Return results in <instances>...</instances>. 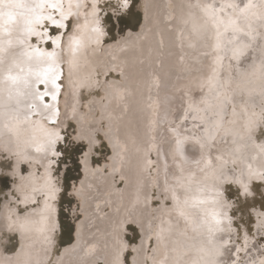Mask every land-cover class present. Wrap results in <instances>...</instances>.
<instances>
[{
    "label": "bare ground",
    "instance_id": "bare-ground-1",
    "mask_svg": "<svg viewBox=\"0 0 264 264\" xmlns=\"http://www.w3.org/2000/svg\"><path fill=\"white\" fill-rule=\"evenodd\" d=\"M18 1L19 0H9V2L12 3L15 7L8 9L7 12H5L3 9H0V153L4 152V153L8 154L7 157H10V156L14 157L13 161L15 160L14 161L15 162V169L13 171L14 174L12 172L11 173H12L13 177L15 175H18V177H19L18 184L15 183L12 185V187L15 189V191L17 192V194L19 196L18 202H16V203H19L24 207H26V206H28V207L24 213L20 212L18 210V207H17L18 204L17 205L10 204V202L12 200L15 201L17 199L15 197H13L12 195H11L10 201H6L2 205L1 212H0V231L2 232L5 230L7 232H10V233L17 235L19 238L18 240H20L19 241L20 244H19L18 251L16 253H7L6 251L3 250V248H2L3 245H0V264H50L51 262L49 263V261H50L49 257L51 254L50 252H51V247H52L51 246V236H53L54 230L59 226L58 222H57L56 208H55V206H57V205L54 206L55 203L53 204L52 203L53 200L51 201V199L53 198V195L55 194L54 183H53L52 174H51V172L53 170V169H51L52 168L51 157L54 154L55 146L57 145L56 143L58 141V138L60 137L59 136L60 134L59 133L57 134V132H53L52 131V130H54L53 127H52V130L50 129L51 131L48 129V127H50V126H49V123L47 122V119L49 120L50 116H52L55 119L57 117L58 113L53 112L50 109H41V111L37 114L28 115L27 114L29 112L28 105L32 101V93H33V89L31 87V85L30 84L25 85L22 82H18L16 84H13L11 80L6 79L5 77L9 74L10 71L12 73H15L17 71L18 67H23L25 70L29 66H31L33 68L37 67L35 56H33L31 59H28L24 55H22V53L25 50L30 51L32 46H37V47L41 48L45 53H47V52L55 53V66L59 67V69L61 68V63H62L61 58H63V57L61 56V50H59L60 46H59V39L58 38L55 39L56 43L54 44L53 50L48 51L47 48L45 47L44 43L48 39L49 36H48L47 31H45V29L43 30L40 28V25L42 23L32 25V27H34L35 31L40 33V36L28 35L24 31V29L26 27L25 21L28 19H31L32 15L29 11V8H28V11L20 8L18 5ZM66 1H68V0H66ZM262 1L264 2V0H262ZM4 2H5V0H0V5H2ZM87 2H88V0H87ZM221 3H222V1H221ZM241 3H243V1ZM241 3L238 1V4H236L237 6H239L238 7L239 10L242 9V8H240ZM21 4H22V2H21ZM71 4L73 5V10H74V9L81 8L83 5V1L82 0H72ZM223 4H226V3L223 2L222 5ZM143 5H144V10H143V18H142V23H141L140 29H138L136 31L128 29L126 31V33L123 36H119V38L117 40H115L111 43H103L102 39H103L104 33H102V31L95 26L96 24H94L93 25L94 29L93 28H92L93 30L91 29L89 35L87 36V38L84 39V41L77 42L76 40H70L69 41V39H68L67 44L66 43L65 44H66V50H69V52L71 51L73 53H75V52L77 53L81 49H84L85 48L84 46L86 45V43L88 41H90V39L93 37L94 43L97 44V49L91 51L88 55L86 54L87 56H86V60L84 59V62L86 61L84 66H86L87 69L83 67L85 69V73H84L85 75L81 72H80V75H82L83 78H85V77H87L86 73H88L89 71L91 72L92 70L99 69L102 72V74L105 76L116 74L124 80L122 82V84L120 83L121 84L120 86H118L119 85L118 84L117 87H115V88L110 87L111 84L107 85L108 82L105 83L106 85L102 90L103 91V97H104V100H103L104 103L100 104V105H99V103H97V106L95 108L96 112L98 111V113L100 114L99 118L102 117V119H101L102 121L108 117L106 115H107V113L111 112L110 110H112V112H111L112 114H114V113L118 114L119 113V111L116 112L113 110V109H115L114 108L115 106H117V108H120L121 110H123L124 113H126V114L129 113L130 111H132L133 109H135L134 105H133L134 102L132 103V101L130 100V97H132L135 93L130 96L128 89L131 88V85L135 86V85L140 84V87L145 85L144 87H146L145 89H147V90L144 93L145 95H144L143 99H145L144 102L145 101L147 102V105L145 103L147 111L146 110H144V111L146 113V116H147V112H148L147 122H148V126L150 127V133H149L150 142L147 144L146 148H147L149 153H152L153 159H154V156H156V157L158 156V151H157L155 142L157 140V138H156L157 137L156 136V134H157L156 125L158 124V119H159V113H158L159 112V104L162 103V105H163L162 109L165 108L166 110L169 106V104H168L169 101L168 102L165 101L166 99L164 98V96H167V100H168V95L165 94L163 97L161 96L160 99H159V97H157L158 94H160V92H161L159 89L160 88V79L158 78V75H161V74H157V70H155L156 68L154 69V66H157V64H163L162 68H160V67H158V68H160V69L164 68L165 72L172 73L173 76L178 74L177 76H180V77L181 76L184 77L185 74L192 71V69L198 68L197 63L200 60H198L197 57L200 58V55H201L200 53L202 51H206L207 49H209L208 47L210 46V45H207L208 42H206V39H208V37H209V36L207 37V35H209V34H207L208 29H207L206 24L204 23L205 18H203L201 16L202 13L204 14L205 12L208 11V10H205L206 9L205 7H207V6L209 7L210 1L209 0H177V2H175V0H174V2L172 3V0H143ZM213 5H215V4H213ZM219 5L220 4H218V6ZM227 6H229V3ZM263 7L264 6H262V8ZM60 8L61 7L59 4V9ZM49 9L50 8H48V7H46L44 9L45 15L50 13V11H48ZM251 9L249 10V13H251L250 12ZM260 9L261 8L259 7V10ZM224 11H226V10H224ZM246 11L248 12V10H246ZM60 13H61V11H60ZM175 13H177V15H176L177 20H175V22H174L175 24H172V23L169 24V22H172L175 19L174 18ZM208 13H209V11H208ZM210 13H211V10H210ZM252 13H253V11H252ZM261 13H262V11H261ZM62 14H63V22H64V20L66 18H68L69 15L72 14V12L67 11L65 14L64 13H62ZM80 14H82V13H80ZM262 14H264V12ZM53 15H55V14H53ZM82 15H81V17H82ZM212 16H213V13H212ZM233 16H234V14H233ZM205 17H207V16H205ZM234 17H236V16H234ZM237 17H239V16H237ZM240 17H241L240 19H242V14ZM54 18H55V16H54ZM172 18H174V19H172ZM201 18L203 19V21L201 20ZM152 19L154 20V22H153V24H152L153 26L151 28V22H152L151 20ZM223 19H224V17H223ZM223 19L222 20L218 19L220 24H221V27H220L221 29L224 26H227L230 29H232V31H233L234 30L233 27L238 28V27H236L237 25L238 26L240 25V27H241V24L237 23V25H236L235 21L233 20L234 18L229 19V17H228V19H226V22ZM246 20H248V19H246ZM167 21H169V22H167ZM258 21H259V19H258ZM189 22H190V24L188 27ZM166 24H168V26L165 27ZM171 25H172L171 28H173L175 26L174 27V28H176L175 33L174 32H172V33L168 32V31H170L168 28ZM149 27H150L151 35L149 34L150 35L149 39H147L148 37H146L147 42H143V41L139 40L141 36L145 35V33L147 32V28L149 29ZM210 27H212V26L210 25ZM153 29H156V30L153 31ZM211 29L213 30V28H211ZM221 29L219 31H220V33L221 32L223 33V30H221ZM227 30L229 31V29H227ZM70 32H72V31H70ZM225 32H226V30H225ZM191 33L195 34L194 35L195 37H193V35L191 37ZM74 34H72V35H74ZM188 34L190 36H188ZM216 35L217 36L214 35L215 38H214V36H213V38L216 39L217 41L222 42L224 39L223 34L220 35V34H217V32H216ZM233 35H234L233 41H236V42L231 43L230 41H228V45L231 43L233 46H230V47L228 46V48H227L226 45L223 46V44H222V46L224 47L222 57H223V55H224V58L227 55L230 56L229 61L228 62L225 61V62H227V65L229 66V68L231 70V74H233L232 78L230 79V82L229 83L224 82L223 78L221 77L222 72L217 73L213 82L208 84V85H205L207 87L199 95L200 96V97H198L199 100L196 103L191 102L190 100L188 101L189 105H190L189 111L190 112L193 111V114H192V117L186 118V120H184V122L188 126H190V128L192 127L191 128L192 135L195 137V133L197 134L198 131H200V130L197 129V131H196L193 128V124L195 123L196 120H198L200 118V115H201L200 113H202L200 109L207 108L208 117L206 116V118H205L203 116V118H205L204 123H210V122L214 123L218 127V133H215V131H214V133L219 134L218 136H222V140H223V142H222L221 139L219 140V137H217V135H213L211 137L210 142H208L209 145L212 144L209 148H211V150L215 149L216 150L214 152L215 154H216V152H218V153L220 152L222 154L226 153L224 155L229 156L230 153H232L233 148L236 146L237 143H239L240 146L242 144L244 147L241 146L243 148L236 150V154H235L236 159H234V157H232V156H229V157H227V159H224L222 157L218 160L217 157L215 159V157H214L215 154L214 155H213V153L209 154V157L212 160V163L210 162L211 163L210 168L212 169L211 172L213 171V173L210 174L209 177L213 178L216 176L215 174H217V175L223 174L222 175L223 177L218 176L216 178L217 180L214 179V181H208L207 183H204L202 185L198 184L200 182L199 181L197 183L198 185H195L194 187H192V189L187 188V189H189V191L186 190L185 193L183 194V198L184 199H186V198L191 199L192 201L190 200L189 203L192 202V205H194L193 206L194 210L193 211H192V209L190 210V211H192V213L189 214V211L186 210L185 213L183 214V217H182L184 219V221L186 220L189 224L188 231L186 232L187 234L185 233L188 237H185L186 235H184L185 239L180 238V241H179V233L180 232L178 233L176 231L177 230L175 228L176 220H173L171 218V216H170V220L173 223L171 222L170 224L165 225L164 230L160 231V227H158V225H160V224H158V222L159 223H160V221L162 222L163 217L165 218V214L162 213L161 208L155 209L156 212L154 214H151L150 203H149L148 208L147 207L143 208L142 210L138 211L135 215L132 214L131 210H129V209L126 212L119 210V209H121V207H125L127 197L124 194V191H122V188L119 189L118 186L116 185V183L109 180L108 175L111 174V177L114 179L116 173L121 172L120 176L123 179L122 182L123 183L125 182L126 178L124 179V175L122 172L123 169L119 168L120 167L119 162H122L123 157H125V154L127 152V147H126V145L121 143L120 140H118L116 138V136H118V135L114 136L112 134L111 127H113V124H114L113 122H115V120L113 122H111V119L108 118L109 120L104 122V123H107L108 124L107 127H109L108 128L109 130H107L108 132L106 131V133H104L105 135L108 134V136L106 135V137H105V139H106L105 141L108 144V147L110 146L109 148L112 149V152H113V156H111L112 157L111 158L112 164L110 165V171L111 172H110V174L109 173L107 174L109 181L106 182L107 183L106 186H103V183L105 182V176L104 175H106V174L103 175V169H101L98 166V169H95L94 171H92L93 169H91V171H90V167H89L90 165L87 163L84 164V175L86 176L85 177L86 179L85 178L84 179H85L86 185L84 186L85 191L83 192V195H82V190L80 193L82 195V199H84L83 203H85V201L87 202L88 199H91V201L87 202V204H85L84 207L82 208L83 209L82 212H83L85 219H83V221H81L78 224V226L75 230L74 241L70 245L65 246V248H63V250H64L63 255H60V257L56 256L57 257L56 258L57 264H98L99 261H102V260L105 261V264H124L125 261L123 260V257H124L126 250L128 249V246H126V245L121 246L119 244V248L116 247V246H118V245H116L117 231H118L119 227L123 228V226H126L127 224H130V223H133L135 226L137 224L140 231H141V234H140L141 239H140V243H139L140 246L134 249L135 250L134 251L135 257L133 256L134 257L133 258V264H149V259H153V258H150V254H149V252L147 253V250L148 249L150 250L151 242H153V241L157 242L160 239H161L162 244L164 245V249H167V250L169 249V245L172 243L171 240L173 242H174V240H176V241L178 240L180 242V244H182L181 245L182 249L183 248L184 249H191L190 256H188L186 258L182 257L181 259L177 257L180 260L176 259V262L174 261L176 264H178V261L181 264H183L184 261L189 262V263H196V264H205V261H211L212 264L223 263L225 256L227 255V251L229 250V249H227L225 239L229 235L228 234L229 226H230L229 220L231 219V217H230V219L228 218L229 217V210L231 208L228 207V204L221 197V191L223 190L222 185L224 182L228 181V176H226V174L228 173V170H227V173L224 174L225 166H227V163L232 161V160H234L237 164H239L241 177H239V179H237V180L240 182V184L242 186L246 185L247 189H248V184L252 180L259 179L258 177H262L264 175V142H263V144H255L254 141L252 142V138L254 136V133L257 130L258 119H259V118H257L258 112H253V107L258 106L259 108H261L264 111V108H262V105H261V102L264 100V75H263V71H262V70H264L263 69L264 68V28H261L257 32L251 34V36L249 35V32H248L247 36H245L243 34L238 35L237 33L236 34L234 33ZM33 36H35L37 38L36 42L31 40ZM243 36L246 38L250 37V39H251L250 43L252 45L248 41L247 46H246L247 49L244 48L243 45L242 46L240 45V43L244 44ZM67 37H68V35H67ZM88 38H89V40H88ZM65 39L66 38H64V40ZM210 39H211V37H209V40ZM21 41H24V43H21ZM40 43H42L41 46H40ZM214 44H215V41H214ZM187 46L191 47V48H188V50L190 49V50L194 51L193 54L196 57L194 59L190 58L193 61H188L189 59L187 60V58H185V57H187L186 53L184 55V51H186V50L183 47H187ZM215 46L216 45H214L213 47H215ZM157 47H159L161 49L160 52L156 50ZM233 47H236V48L233 50ZM145 48H146V50H144ZM134 49L138 50V51L144 50L146 53H148V56L150 55L151 51H152V53H154V51L156 53L154 55L152 54L153 56H149V59L146 56L147 60L144 57L147 54H145L143 57L141 56L139 58V60H135V61H139L140 63L144 62L143 65L139 64V66H137V67H140V69L143 71V74H141V72L138 70L140 73L137 76V70H136V72H134V74H135V76H137V79L134 76V78L132 80L133 82L130 85L131 82L129 83L127 80L130 73H127V70L129 68L126 70V64H128V65L131 64V66L133 65V62L128 63V58H131V53H132V50H134ZM211 49H212V47H211ZM231 49H232V52H231ZM229 51L231 53H229ZM213 52H212V55L215 53V52L214 53ZM63 54H65V53H63ZM189 54H191V53H189ZM211 57H213V56H211ZM64 58H66V57L64 56ZM202 58L204 59V57H202ZM205 58H207V57H205ZM44 59H47V57L45 56ZM68 59H70V58H68ZM210 59L211 58H208L207 60H210ZM219 61H221V60H219ZM223 61H224V59L222 60V62ZM69 62H71V61H69ZM203 62H205V60ZM225 62L222 65H225ZM220 63L221 62H219V64ZM257 63H260L262 69L259 66L260 70L257 71L256 74H254L255 72L253 71V68L256 66ZM154 64H156V65H154ZM239 64H241V65H239ZM68 65L66 64V67ZM196 65H197V67H196ZM207 65H209V64H207ZM71 66H72V64H71ZM211 66H215V65H211ZM132 67L134 68V66H132ZM216 67H215V69L210 67V69L211 70L214 69V71H216ZM71 69H72V67H71ZM217 69H218V67H217ZM201 70H203V69H201ZM208 71H209V69H208ZM193 72H195V71H193ZM196 72H198V71H196ZM209 72H211V71H209ZM93 73H90V74L88 73L89 79H93V75H94ZM72 74H73V71H72ZM213 74L215 75V73H213ZM132 75H133V73H132ZM132 75L129 77L132 78L133 77ZM162 75H163V79H161V80H164V76H166V75H164V74H162ZM188 75H187V77H188ZM187 77H186V79H187ZM211 77L212 76H210L209 78H211ZM95 78H96V76H95ZM80 79H81V77H80ZM97 79L98 78H96V80ZM105 79H106V77H105ZM84 80H86V79H84ZM111 80H112V78H111ZM93 81H95V80H93ZM96 82L97 81H95V83ZM206 82H208V81H206ZM209 82H211V81H209ZM221 82H224V83H221ZM66 83H69V82L67 81ZM97 83L96 84L93 83V84L97 85ZM118 83H119V81H118ZM193 83L194 82L192 81V85H193ZM115 84H114V86H115ZM100 85L101 84H99V86ZM103 86H101V88ZM169 86H172V85H169ZM78 88H80V87H78ZM98 88L100 90V87H98ZM135 88L137 89L136 86H135ZM199 88H201V87L199 86ZM221 88H222V93H221V95H219V91L221 90ZM71 89H73V88H71ZM83 89H84V87H83ZM17 90H19V91H17ZM197 90L198 89H196L195 91H197ZM79 91H80V89H79ZM130 91L132 92L131 89H130ZM136 91L138 92V90H136ZM140 91H142V90H140ZM140 91L138 94H141ZM195 91H193V93H195ZM87 92H88V90H87ZM137 92H136V95H137ZM180 92H177V93H180ZM184 93H186V92H184ZM65 95H66L65 96L66 99H64V101L62 100L63 102L60 101V103L61 102L63 103V104L62 103L61 104L63 105L64 108L61 112L62 115L58 111L60 114L59 118H61L63 121H65L66 119H68V117H70V119L72 118V119H74L75 122H77L78 128L81 131L83 130L86 132L89 130L92 132L95 127H94V124L92 123L93 121L88 120V119H93V116H94V114H93L94 108L93 107H95V106L86 104V105H88V110H87V112L84 111L85 112L84 113L80 109L79 101L76 100L77 98L72 99L70 94H65ZM181 95L183 97V92L181 93ZM58 96H59V91L57 93V98H58ZM224 96L225 97L227 96V97L224 98ZM72 97H75V96L72 95ZM170 97H172V96H170ZM139 99H140V96H139ZM143 99H141V100H143ZM182 100H184V99H182ZM137 101H140V100H137ZM160 101H161V103H160ZM229 101L232 102L233 105L237 106V114H235L236 113V111H235L234 115H232L233 119L230 120L229 122H226V119L224 116V114L226 112V108H225L226 105L225 104L228 103ZM100 103H101V100H100ZM186 104H188V103H186ZM166 106H167V108H166ZM242 109H244L247 112L250 111L252 113V116H254V118L249 117V116L248 117L244 116L245 114H248V113L244 114V112H242ZM121 110H120V112H121ZM202 111H203V109H202ZM98 113H96V114H98ZM145 113H141V117L144 118ZM229 113H230V111H229ZM240 113L244 114L243 117H242V114H240ZM238 114H240L241 117H238L239 116ZM182 115H183V112H181V113L178 112L177 116L179 118V117H183ZM236 115H237V117H236L237 119L235 117H233ZM86 117H89V118L87 119ZM103 117H105V118L103 119ZM195 118H197V119H195ZM54 119H53V123L56 124V121H54ZM188 119H189V121H187ZM229 119H230V117H229ZM56 120H57V118H56ZM93 120H95V119H93ZM101 120H100V122H101ZM60 121H59L60 124L58 123L59 126L57 128H61V126L64 125V123L61 124L63 121L62 122H60ZM65 122L67 124V121H65ZM95 122H97V121H95ZM120 122H121V120H120ZM14 125H18L20 128L23 129V133L21 135H17L15 132L10 131V128ZM179 127H181V126H179ZM55 128H56V126H55ZM63 128H65V127H63ZM208 129H210V128H208ZM57 131H60V129H58ZM181 132H183V131H181ZM201 132H200V134H201ZM216 132H217V129H216ZM214 133H212V134H214ZM189 134H188V136H189ZM188 136L186 135V137H188ZM209 138H210V136H209ZM53 139L56 140L55 145L51 144V141ZM183 139H185V138H183ZM196 139H197V137H196ZM201 139H202L201 141L203 142V137ZM166 140H167V138H166ZM173 140H176V138ZM191 140H193V138ZM201 141H200V143H202ZM205 141H207V140H205ZM205 141H204V143H207ZM176 142H178L179 145L181 144V143H179L178 139L176 140ZM164 144H166V142ZM173 145L174 144L172 143V146ZM204 145H206V144H204ZM259 145L261 146V148ZM89 146H90V151L95 148V147L93 148L92 141L89 144ZM169 147H171V146L168 145V148H166V149L168 150ZM194 147H195V145H194ZM202 147H203V145H202ZM173 148H174V146H173ZM182 148H183V146H182ZM209 148L207 147V149H209ZM194 150H195V148H194ZM207 152L209 153L210 151H207ZM199 153H201L202 155L204 154L200 151H199ZM201 154H200V156H202ZM204 159L205 158H203V162H204ZM222 159L225 160V162L222 161ZM174 160H177V159H174ZM200 160H201V158H200ZM141 161H142V164H141L142 166L137 169L138 172L136 173V175L139 173L140 178H143L146 180V184H145L146 191H148V192L151 191V193H152L151 187H153V189H155L158 186V182H157L158 179L152 178L151 177L152 174L149 173V170H151L152 167H153V169H155L156 166L155 165L152 166L154 161L153 160L151 161L150 157L142 158ZM84 162H85V160H84ZM203 162H201V163H203ZM22 163H27L29 165L28 166L29 167L28 174H25L24 176L21 175L22 173L20 171V169H21L20 166ZM177 163L180 164V162H177ZM198 164H200V163H198ZM201 165H203V164H201ZM206 165H207V163H206ZM38 166L39 167L41 166V169H42L41 172L38 170L40 172L39 174L37 173ZM189 167H190V165H189ZM189 167H187V168L189 169ZM191 167H192V165H191ZM181 168H182V166H181ZM183 170H185V169H183ZM183 170L181 169V171H180V169L178 168V165L176 167V166H172V164L167 166L165 169V172H164L165 177L164 178H166L167 183L165 182V179H164V182L166 183L165 185L169 184V186H170L169 190H170L171 196L169 195V198H171L172 202H175V198H173L175 194H177L179 197V195H180L179 187L182 186L183 178H186V176L183 174ZM204 171L205 170L203 169V172ZM206 171H205V173H206ZM208 172H210V171H207V173ZM200 173H201V171H200ZM237 174H239V173L237 172ZM192 175H193V173H192ZM194 175H196V174H194ZM201 175H202V173H201ZM120 176H119V178H120ZM197 176H199V175H197ZM193 177H190V178L193 179ZM201 177H198V178H201ZM93 180L95 182H97L98 184H96ZM114 180H116V179H114ZM190 180H189V182H190ZM82 182H84V181H82ZM80 184L82 186L84 185V183H80ZM189 184H191V182ZM160 186H158V187H160ZM158 190L160 193L159 188H158ZM76 191L78 193V190H76ZM76 191H74V193H76ZM57 192H60V191H57ZM166 193H168V192H166ZM42 194H45V198L42 199V201L39 203L38 207H35V205H33V204H35L37 202L38 196H41ZM149 195H150V193H149ZM246 195H248V194H246ZM162 196H163V194H162ZM243 196H244V194H243ZM78 197L80 198L81 196L78 195ZM143 197H144V195H143ZM128 198H129V196H128ZM163 198H164V196H163ZM55 200H56V198H55ZM149 200H150V198H149ZM186 201H188V200H186ZM163 202H164V200H163ZM83 203H82V206H83ZM188 206L190 207V205H188ZM110 208L113 210V212L110 210L112 213L106 214L105 210L106 209L108 210ZM190 208H192V207H190ZM170 210H172V208ZM188 210H189V208H188ZM210 210H214L216 212V216L213 217L214 224H212L211 226L208 223ZM166 214H169V213H166ZM175 216H176V214H175ZM167 220H166V222H168ZM263 222H264V220H263ZM230 223H232V222H230ZM179 226L180 225H178V227ZM157 227L159 229H157ZM183 227H181V228L183 229ZM161 230H162V227H161ZM190 230L191 231L194 230L192 232L195 233V236H189L188 232H190ZM123 231L125 232V227H124V230H122V232L120 234H122ZM184 232H185V230H184ZM159 233H161V236H162L161 238L159 237ZM181 234H182V232H181ZM246 234H247V232H246ZM86 235H88V236L90 235V236H92V238L89 239V238L85 237ZM122 235H124V234H122ZM181 236H183V235H181ZM229 236H231V233ZM247 236H249V235H247ZM245 240H246V238H245ZM245 240H244V242H245ZM117 242L119 243V240ZM122 242H123V240H121L120 243L122 244ZM178 243H177V247H175V250H176V248L179 247ZM172 244L174 245V243H172ZM195 245H196V247H193ZM229 245H230V243H229ZM130 248H132V247H130ZM172 249H173L172 251H166L165 250V251H163V253L159 249L162 254L161 255L159 254L160 256H158V260L155 258L157 260L155 264H173L171 262L172 260L170 259V258H172V259L174 258V252L175 251H174L173 246H172ZM182 249H180V251ZM184 249H183V251H186ZM128 251H129V249H128ZM178 251L176 252V254L178 253ZM251 251L254 252V250H251ZM230 252H229L230 254H233V252H237V251H233V249L230 248ZM202 253H205V255L203 254L204 255L203 257L201 256ZM235 255H236V253H235ZM153 256L155 257V255H153ZM230 257H231V255L226 256V259H229L227 263L228 264H235L234 260H232ZM232 257H233V255H232ZM124 259H125V257H124ZM247 264H264V258L260 262H257V261L255 262L254 259L250 260V261L248 260Z\"/></svg>",
    "mask_w": 264,
    "mask_h": 264
},
{
    "label": "rangeland",
    "instance_id": "rangeland-1",
    "mask_svg": "<svg viewBox=\"0 0 264 264\" xmlns=\"http://www.w3.org/2000/svg\"><path fill=\"white\" fill-rule=\"evenodd\" d=\"M82 1H83L82 7L73 10V5L71 4L72 0H68V1L61 0L60 11L64 14L67 11L72 12V14L69 15L70 18L68 17L64 20V23H66V25H67L64 29L51 27L47 23V21L43 22L40 25V28L43 30L45 29V31H47L48 36H49L47 39L48 42L44 43V45L48 51H51L54 49V44L51 41L55 40L57 38L59 39V46H60L59 50H61V56L63 57V58H61L62 59V63H61L62 69L60 68V77L58 79V83L61 84V87L59 89L58 103H57L58 111L60 112V114L62 115L61 112L64 108L62 105L63 104L62 102L64 101V99H66L65 94H70L72 99L77 98L76 100L79 101L80 109L83 112L84 111L87 112L88 105L95 106V107H93L94 108L93 109L94 110L93 119H95V120L88 119L89 117H86L88 120L93 121V122L92 121L91 122L94 124L95 128L92 132L89 130L86 132L83 130L81 131L78 128L77 122H75L74 119H72V118L70 119V117H68V119L65 120V121H67V124H66L65 121H63L61 118H59L60 117L59 112H57L58 113V115L56 117L57 120H56V118L54 119V121H56V124L53 123V120L49 121L47 119V122L49 123V126L51 127V128L48 127V129L52 130V127H53L54 130H52V131L57 132V134L59 133L60 134L59 136L61 137V138L60 137L58 138L54 153H56V152L62 153V155H59V156H56L53 154L54 157L53 156L51 157V161H52V168L51 169H53L51 174H52V180H53L54 189H55V194L53 195V198L51 199V201L53 200L52 203L53 204L55 203L54 206L57 205V206H55V208H56L57 222H58L59 226L54 230L53 236H51V246L52 247L50 246L51 247V252H50L51 254L49 257V260H50L49 263L51 262L50 264H57L56 258L60 257V255H63V252H64L63 248H65V246L70 245L74 241L75 230H76L78 224L81 221H83V219H85L83 212H82L83 211L82 208L84 207L85 204H87V202L91 201V199H88L87 202L85 201V203H83L84 199H82L83 192L85 191L84 186L86 185L85 184V179H86L85 177L86 176L84 175V164L85 163L90 165L89 166L90 171H91V169H93L92 171H94L95 169H98V166L101 169H103V175L106 174V175H104L105 176V182L103 183V186H106L107 185L106 182L110 180V181H113L114 183H116V185L118 186L119 189L122 188V191H124V194L126 195L127 199H126L125 207H121V209H119L120 211L126 212L129 209V210H131L132 214L135 215L138 211L142 210L143 208H145V207L148 208L149 203H150L151 214H154L156 212L155 209H160V208L162 209L161 210L162 213L165 214V218L163 217L162 222L161 221H160V223L158 222V224H160V225H158V227H160V231H163L165 228L164 226L167 224H170L172 222L170 220V216H171V218L173 220H176V225L177 224L180 225L179 227H178V225L177 226L175 225V228L177 229L176 231L178 233L180 232L179 233V241H180V238L185 239V237H188L186 235L187 234L186 232L188 231L189 224L186 220L184 221V219L182 217H183V214L185 213L186 210L189 211V214L192 213V211L194 210V207H193L194 205H192V202L189 203L191 199H189V198L184 199L183 194L185 193L186 190L189 191V189H192V187H194L195 185H198V184L202 185L204 183H207L208 181H214V179H216L218 176L223 177L222 176L223 174L217 175V174H215L216 172L214 173L216 175L215 177H213V178L209 177V175L213 173V171L211 172L212 169L210 168L212 160L210 159L209 154L213 153V155H214L215 154L214 152L216 150L215 149L211 150V148H209V147L212 144L209 145L208 142H210L211 137L213 135H217V137H219V140L220 139L222 140V136H218L219 134H215V133H218V127L214 123H211V122L210 123H204V119L206 118V116L208 117V114H207L208 110H207V108H205V109L202 108L203 111H202V109H200V110L202 113L203 112L204 113L203 114L200 113L201 114L200 118L198 120H196L195 123L193 124V128L196 131H197V129L200 130V131H198L199 134L195 133V137H194L192 135V131H191L192 127L190 128V126H188L184 122V120H186V118L192 117V114H193V111L192 112L189 111L190 105H189L188 101L190 100L191 102L196 103L199 100V98H198V97H200L199 95L206 89L207 86H205V85L212 83L214 78L216 77L217 73L222 72L221 77L223 78L224 82H226V83L230 82V79L233 76V74H231V70H230L229 66L227 65V62L229 61L230 56L227 55L224 58V55L222 57V53H223V48H224L223 46L224 45H226V47L228 48V46L229 47L233 46L231 44L232 42H236V41H233V38H234L233 34L234 33L235 34L237 33L238 35L243 34V35L247 36L248 32H249V35L251 36V34L257 32L261 28H264V14H262L264 12V7L262 8V6H264V2L262 0H257V1L256 0H233V1L232 0H209L210 1L209 7L208 6L205 7L206 8L205 10H208L209 13H208V11L207 12L204 11L205 13L204 14L202 13L201 16L203 18H205L204 23L206 24L207 29H208V31L206 30L207 34H209V35H207V37L208 36L211 37L212 40L211 39L209 40V37H208V39H206V42H208L207 45H210V46L208 47L209 49H207L206 51H202L200 53L201 54L200 58L197 57L198 60H200L197 63L198 68L192 69V71L185 74L186 77L189 74L187 79H186L185 76H184L185 78L183 76H181V77L177 76L178 74L173 76L172 73L165 72L164 68L160 69L163 67V64H157V66H154L156 64L153 65L154 69L156 68L155 70H157V74H161V75H158V78L160 79V88L159 89L161 91V92L160 91L159 92L161 95L158 94L157 97H159V99H160L161 96L163 97L166 94V95H168V100H167V96H164V98L166 99L165 101H167V102L169 101L168 108L166 106L167 110L164 107H163L164 109H162L163 105H162L161 101H160L161 104H159V112H158L159 113V119H158V124H157L158 126L156 125V130H157V134H156L157 137L156 138H157V140L155 142V145H156V148L158 151V156L157 157L154 156V159H153L152 153H149L147 148H146L147 144L150 142V139H149L150 127L148 126V122H147L148 112H147V116H146V113L144 111V110H146L147 102L146 101L144 102L145 99H143L144 95H145L144 93L147 89H145L146 88V87H144L145 85L140 87V84L135 85L137 87V89H136L135 86L134 85L132 86L131 84L133 82L132 80L135 76L134 72H136V70H137V76L139 75L140 72H141V74H143V71L140 69V67H137V66H139V64L143 65L144 62L140 63L139 61H135V60H139V58L141 56L143 57L145 54H147V55H145L144 57L146 58V56H147V58L149 59V56H153L156 52L154 51V53H152V51H151L150 55L148 56V53H146L144 51V50H146V48L148 46L143 51H138L135 49L132 50L131 58H128V63L133 62L132 66H134V68L131 66V64L130 65L126 64V70L129 68L127 70V73H130L129 76H131L133 73V75H132L133 77L131 78L128 76L129 79L127 78V80L129 83L131 82L130 83L131 88L128 89L130 96L135 93L132 97H130V100L132 101V103L134 102L133 105H134L135 109H133L132 111H130L129 113L126 114V113H124L123 110H121L120 108H117V106H115V107L113 106L115 108L113 110L116 112L119 111V113L118 114H116V113L112 114L111 113L112 110H110L111 112L107 113V115H106L108 117L102 121L101 120L102 117L99 118L100 114L98 113V111L96 112L95 108L97 106V103H99V105L104 103V101H103L104 97H103V91L102 90L106 85L105 83L108 82L107 85L111 84L110 87L115 88V87H117L118 84H119L118 86H120L124 80L116 74L105 76L102 74V72L99 69H96V70L91 69L92 71L88 72L89 74L94 72L93 73L94 74L93 79H89L88 73H86L87 77H85V78H83V76L80 75V72L83 74L85 73L84 68H86V66H84V64L86 61L84 62V59L86 60V56L91 51L97 49V44L94 43L93 37L90 39V41L87 42L88 44L86 43V45L84 46L85 48L81 49L77 53L76 52L73 53L71 51H70L71 52L70 53L69 50H66V44L68 42V39H69V41L70 40H76L77 42L84 41V39L87 38V36L89 35L94 24H96L95 26L97 28H99L102 31V33H104L103 39H102L103 43H111V42L117 40L119 38V36H123L128 29H131L134 31L140 29L141 23H142V18H143V10H144L143 0H128L129 4L127 7L123 6L122 0H111V1L110 0H88V2H87V0H82ZM221 1H222V3L224 2L226 4H223L224 5L223 6ZM238 1L240 3L243 1V3H241V5L239 4L241 6L240 8H242L240 10L238 9L239 6L236 5V4H238ZM21 2H22V4H21ZM173 2H174V0H172V3ZM175 2H177V0H175ZM228 3H229V6H227ZM213 4H215V5H213ZM218 4H220V5L218 6ZM18 5L20 8L28 11V8L31 9L33 7V0H19ZM259 7L261 8L260 10H259ZM250 9H251V11H250L251 13H249ZM210 10H211V13H210ZM224 10H226V11H224ZM246 10H248V12ZM48 11L51 12V9H49ZM60 11L54 13L55 19L61 18ZM252 11H253V13H252ZM261 11H262V13H261ZM80 13H82L83 15ZM212 13H213V16H212ZM240 13L242 14V19H240L241 18ZM233 14H234V16H236V17L239 16V17L236 18L233 16ZM81 15H82V17H81ZM176 15H177V13H175V15H174L175 19L172 18V19H174L172 22H169V21H167V22H169V24L170 23L175 24L174 22H175V20H177ZM204 15L207 17H205ZM223 17H224V19H223ZM228 17H229V19L234 18L233 20L235 21L236 25H237V23L241 24V27H240V25L239 26L237 25L236 27H238V28L233 27V29H234L233 31H232V29H230L227 26H224L221 29L220 28L221 24H220L218 19H220V20L223 19L226 22V19H228ZM245 18L248 20H246ZM257 18L259 19V21ZM201 20L203 21L202 18H201ZM151 21H152L151 22V28H152V26H153L152 24H153L154 20L152 19ZM189 24H190V22L188 23V27H189ZM209 24L212 27H210ZM166 26H168V24H166L165 27ZM171 27H172V25L168 28L170 30L168 32L169 33H172V32L175 33L176 32L175 31L176 28H174L175 26L173 28H171ZM211 28H213V30ZM220 29L223 30V33L222 32L220 33V31H219ZM227 29H229V31ZM154 30H156V29H153V31ZM225 30H226V32H225ZM70 31H72V32H70ZM215 31L217 32V34H220V35L223 34L224 39L222 42L214 39L215 36H217ZM72 34H74L75 36ZM149 34L151 35L150 27H149V29L147 28V32L145 33V35L141 36L139 40H141L143 42H147L146 37H148L147 39H149V36H150ZM67 35H68V37H67ZM192 35H193V37H195L194 36L195 34L191 33V37H192ZM188 36H190V35L188 34ZM213 36H214V38H213ZM33 37L31 40L36 42L37 38L35 36H33ZM49 38H51V39H49ZM64 38H66V39L64 40ZM88 40H89V38H88ZM214 41H215V44H214ZM228 41L231 42L229 45H228ZM248 41H249V43L251 42L250 37L246 38L243 36L244 44L240 43V45L241 46L243 45L244 48H246ZM222 44H223V46H222ZM41 45H42V43H40V46ZM214 45H216V46L213 47ZM211 47H212V49H211ZM157 48H156V50L160 52L161 49L159 47H157ZM183 48H185V50H186V51H184V55L186 53V56H187L185 58H187V60L189 59L188 61H193L190 58L194 59L196 56H194L193 50L189 49L191 52L188 50V48H191V47L187 46V47H183ZM235 48L236 47H233V50ZM212 52L214 53L213 55H212ZM231 52H232V49H231ZM231 52L229 51V53H231ZM63 53H65L66 55ZM189 53H191L192 55ZM205 53L206 54L208 53V54L206 55ZM64 56L66 58H64ZM211 56H213L214 58ZM202 57H204V59ZM205 57H207V58H205ZM68 58H70V59H68ZM147 58H146V60H147ZM208 58H211V59L207 60ZM223 59H224V61L222 62ZM204 60H205V62H203ZM219 60H221V61H219ZM69 61H71V62H69ZM225 61H227V62H225ZM219 62H221L220 63L221 65L219 64ZM224 62H225L226 66L222 65ZM66 64L67 65L69 64V65L66 67ZM71 64H72V66H71ZM207 64H209V65H207ZM241 64H239V65H241ZM197 65H196V67H197ZM211 65H215V66H211ZM216 66L218 67V69ZM259 66L262 69L260 63H257L256 66L253 68V71L255 72V73L253 72L254 74H256L257 71L260 70ZM71 67H72V69H71ZM158 67H160V68H158ZM210 67L214 68V69L216 67V71H214V69L211 70ZM201 69H203V70H201ZM208 69L211 72H209ZM72 71H73V74H72ZM193 71H195V72H193ZM196 71H198V72H196ZM262 71H263V75H264V70H262ZM213 73H215V75ZM162 74L166 75V76H164V80H161V79H163ZM95 76L99 80L98 79L96 80ZM137 76H135L136 79H137ZM210 76H212V77L209 78ZM80 77H81V79H80ZM105 77H106V79H105ZM111 78H112V80H111ZM84 79H86V80H84ZM93 80L98 82V83L96 82L97 85H94L96 83ZM205 80L208 82H206ZM67 81L69 83H66ZM118 81H119V83H118ZM192 81L194 82L193 85H192ZM209 81H211V82H209ZM224 82H221V83H224ZM99 84H101V85L99 86ZM114 84H115V86H114ZM169 85H172V86H169ZM198 85L201 88H199ZM82 86L84 87V89ZM101 86H103V87L101 88ZM78 87H80V88H78ZM98 87H100V90ZM41 88H42V90H46L43 88V86H41ZM69 88L70 89L73 88V89L70 90ZM79 89H80V91H79ZM130 89L132 90V92L130 91ZM196 89H198V90L195 91ZM87 90H88V92H87ZM136 90H138V92ZM140 90H142L143 92ZM139 91L141 94L142 93L143 94L142 95L138 94ZM193 91H195V93H193ZM136 92H137V95H136ZM177 92H180V93H177ZM182 92H183V97L181 95ZM184 92H186V93H184ZM221 93H222V88L219 91V95H221ZM72 95L75 97H72ZM139 96H140V99H139ZM170 96H172V97H170ZM226 97L224 96V98H226ZM181 98L184 100H182ZM141 99H143V100H141ZM100 100H101V103H100ZM137 100H140V101H137ZM60 101H62L61 102L62 104L60 103ZM185 102L188 104H186ZM145 103H146V105H145ZM86 104H88V105H86ZM225 105H226L225 106L226 112H225L224 116H225L226 122H229L230 120L233 119L232 115H234L235 111H236L235 114H237V106L233 105V103L230 101L228 103H226ZM261 105H262V108H264V100L261 102ZM120 110L122 113L120 112ZM229 111H230V113H229ZM178 112L179 113L183 112V115H182L183 117L178 118V116H177ZM242 112H244V114L248 113L245 115L243 113H240V114H242V117L244 115L246 117L249 116V117L254 118V116H252V113L250 111L247 112L244 109H242ZM253 112H258L257 113L258 115L257 114L256 115H257V118H259V119H258L257 130L254 133V136L252 138V142L254 141L255 144H263V142H264V130H263L264 129V111L261 108H259L258 106H254ZM96 113H98V114H96ZM141 113H145L146 118L141 117ZM240 114H238L239 115L238 117H241ZM203 116L205 118H203ZM229 117H230V119H229ZM233 117L236 118L237 115L233 116ZM104 118L105 117H103V119ZM108 118L111 119V122H113L115 120V122H113L114 124L112 123L113 127H111L112 134L114 136L118 135V136H116V138L118 140H120L121 143H123L127 147V152L125 154V157H123L122 162H119L120 163L119 168L123 169L122 172L124 175V179L126 178L124 183L122 182L123 179L120 176L121 172L116 173L117 176L115 175V177H114V179H116V180H114L110 174V172H111L110 171V165L112 164V159H111L112 157L111 156H113V152H112V149L109 148L110 146L108 147V144L105 141L106 140L105 137H106V135L108 136V134H106V135L104 134V133H106L107 130H109L108 129L109 127H107L108 124L104 123L107 120H109ZM195 119H197V118H195ZM100 120H101V122H100ZM120 120H121V122H120ZM59 121L60 122L63 121L61 124L64 123V125H62L61 128H57L60 124ZM95 121H97V122H95ZM122 121L123 122L125 121V122L123 123ZM187 121H189V119ZM54 125L56 126V128ZM179 126H181V127H179ZM63 127H65V128H63ZM208 128H210L211 130ZM58 129H60V131H57ZM216 129H217V132H216ZM180 130L183 132H181ZM214 131H215V133H214ZM200 132H201V134H200ZM211 132L214 134H212ZM188 134H189V136H188ZM186 135L188 137H186ZM209 136H210V138H209ZM196 137H197V139H196ZM202 137H203V142L201 141ZM166 138H167V140H166ZM175 138H176V140L178 139L179 143H181L180 144L181 146L178 144V142H176V140H173ZM183 138H185V139H183ZM192 138H193V140H191ZM204 139L207 141H205ZM91 141L93 143V148L94 147L95 148L90 151L89 144L91 143ZM200 141L202 143H200ZM204 141L207 143H204ZM165 142H166V144H164ZM222 142H223V140H222ZM172 143L174 144L173 145L174 148L172 146ZM201 144L203 145L204 148L202 147ZM204 144H206V145H204ZM168 145H170L171 147H169V149L167 150L166 148H168ZM194 145H195V147H194ZM182 146H183V148H182ZM241 146H243V145L241 144ZM241 146L239 143H237L236 146L233 148L232 153H230V155L229 154L228 155L232 156V157H234V159H236V157H235L236 150L244 147V146L243 147H241ZM207 147L209 149H207ZM194 148H195V150H194ZM260 148H261V146H260ZM199 151L204 153V154L202 155L201 153H199ZM207 151H210V152L208 153ZM217 153L218 152H216V154L214 155L215 159H216V157L218 160L222 157L224 159H227V157H229L227 155H224L226 153L222 154L219 152L218 153L219 155ZM200 154L202 156H200ZM7 156H8L7 153H4V152L0 153V212H1L2 205L6 201H10L11 195H12L13 197H15L17 199L15 201L12 200L10 202V204H12V205L18 204L17 205L18 210L20 212L24 213L28 206L24 207L21 204L16 203V202H18L19 196H18L17 192L15 191V189L12 187L13 184H15V183L18 184V180H19L18 175H15L14 177L12 175V173L15 169V162H14L15 160L13 161L14 157H12V156L7 157ZM146 157H150L151 161L152 160L154 161V163L152 162L153 163L152 166L155 165L156 167H155V169H153V167H152L151 170H149V173L152 174L151 175L152 178L158 179V181H157L158 186L161 185L160 187L157 186L155 189H153V187H151L152 193H151V191L150 192L146 191V188H145L146 180L143 178H140L139 173L136 175V173L138 172L137 169L142 166L141 165L142 164L141 159L146 158ZM202 157L205 158L204 162H203ZM200 158H201V160H200ZM174 159H177V160H174ZM84 160H85V162H84ZM222 161L225 162V160H223V159H222ZM177 162H180V164H178ZM201 162H203V163H201ZM198 163H200V164H198ZM206 163H207V165H206ZM170 164H172V166H176V167L178 165V168L180 169V171H181V169L182 170L185 169V170H183V174L186 176V178H183L182 186L179 187V190H180L179 191V193H180L179 197L177 194H175L173 197V198H175V202H172L171 198H169V195L171 196L170 190H169L170 186H169V184L165 185L167 182H166V178H164L165 177V174H164L165 169ZM201 164H203V165H201ZM189 165H190V167H189ZM191 165H192V167H191ZM28 166L29 165L27 163L21 164V166H20L21 167L20 171L22 173L21 175L24 176L25 174H28V171H29ZM181 166H182V168H181ZM187 167H189V169ZM202 168L205 171L206 170L210 171L211 173L210 172L207 173V171H206V173H207L206 174L205 171L203 172ZM238 169H239V164H237L234 160L227 163V166H225V169H224V174H226L227 170H228V173L226 174V176H228V181L223 183V185H222L223 190L221 191V197L228 204V207L231 208L229 210V217H228L229 219L231 217V219L229 220L230 226H229V232H228L229 235L231 233V236L228 235L227 238L225 239L227 249H229L227 251V255H231L230 258L232 260H234L235 264H238V263L239 264H247L248 260L250 261L253 259L255 260V262L256 261L260 262L264 258V222H263V220H264V179L252 180L248 184V193L247 194L249 196L246 194H244V196H243L241 194L242 185L237 180V179H239V177H241L240 169L239 170ZM38 170L40 172L42 171L41 166L40 167L38 166V169H37V173L39 174L40 172ZM200 171H201L203 176L201 175ZM237 172L240 175L237 174ZM108 173L110 174V175H108L109 180L107 177ZM192 173H193V175H192ZM194 174H196V175H194ZM197 175H199V176H197ZM119 176H120V178H119ZM189 176L190 177L194 176V177L192 179ZM198 177H201V178H198ZM262 177H264V175ZM164 179H165L166 183L164 182ZM189 180H190L191 184H189L190 183ZM82 181H84V182H82ZM80 183H84V185L82 186ZM95 183L98 184L97 182H95ZM158 188L160 189V193H159ZM187 188H189V189H187ZM75 189L78 190L79 194L77 193V191ZM81 190H82V195L80 193ZM57 191H60V192H57ZM74 191H76L77 194L74 193ZM166 192H168L169 194ZM149 193H150V195H149ZM162 194H163L164 198H163ZM78 195L81 196L80 197L81 199L78 197ZM143 195H144V197H143ZM128 196H129V198H128ZM44 198H45V194L38 196L37 202L33 205H35V207H38L39 203ZM55 198H56V200H55ZM149 198H150V200H149ZM163 200H164V202H163ZM186 200H188V201H186ZM82 203H83V206H82ZM188 205H190V207H192V208H190ZM187 207L189 208V210ZM171 208H172V210H170ZM191 209H192V211H190ZM110 210L113 212V210L110 208L108 210L106 209L105 213L111 214L112 212ZM166 213H169V214H166ZM175 214H176V216H175ZM166 220L168 222H166ZM230 222H232V223H230ZM124 227H125V232L123 231L122 234H124V235H122L120 233L122 232V230H124ZM158 227H157V229H159ZM161 227H162V230H161ZM181 227H183V229ZM119 228L117 231V241L119 240V243L116 241V245H118V246H116V245L115 246L117 248H119V244L121 246L122 245L128 246L129 251L127 249L125 254H124L125 259L123 257V260L125 261L124 264H133V258L135 257V253H134L135 250L134 249L140 246L139 243H140V239H141V237H140L141 231H140L138 225L136 224V226H135L133 223L127 224L126 226H123V228L122 227H119ZM184 230H185V232H184ZM192 231H194V230H192ZM192 231L190 230V232H188L189 236H195V233ZM181 232H182V234H181ZM246 232H247V234H246ZM0 233H1L0 234V245H3L2 246L3 250L6 251L7 253H16L18 251L19 244H20L19 243L20 240H18L19 239L18 236L13 234V233L7 232L5 230L2 232L0 231ZM181 235H183V236H181ZM184 235H186V236L184 237ZM247 235H249L250 237ZM85 237H87L89 239L92 238V236H90V235L89 236L86 235ZM159 237L160 238L162 237L161 233H159ZM245 238L247 241L245 240ZM243 239L245 240V242ZM121 240H123L122 244L120 243ZM179 241L174 240V242H173L171 240V242L174 243V245L172 243L171 244L169 243L170 245H169L168 250L164 249V245L162 244L161 239L157 242H154V241L151 242L150 250L148 249L147 253L149 252L150 258H153V259H149V264H155L156 261L158 260V256H160L163 253V251H165V250L166 251H172L173 250L172 246L174 247V251H175L174 252V258L173 259L170 258L172 260L171 262L173 264L176 262V259H178V258L181 259L182 257L186 258V257L190 256L191 249H184L183 248L184 250H186V251H183L182 246H181L182 244H180ZM177 243H178L179 247L176 248V250H175V247H177ZM229 243H230V245H229ZM130 247H132V248H130ZM193 247H196V245ZM158 248L161 250L162 253L160 252V250ZM230 248L233 249V251H237V252H233V254H230L231 253ZM180 249H182L181 250L182 252L180 251ZM251 250H254L255 253L252 252ZM177 251H178V253L176 254ZM235 253H236V255H235ZM203 254L205 255V253L201 254L202 257L204 256ZM153 255H155V257ZM232 255L234 258L232 257ZM226 256H225L223 263H221V264H226L228 262L229 259H226ZM180 259H178V260H180ZM185 263L186 264L187 263L188 264H196V263H189V262L184 261L183 264H185ZM98 264H105V261L104 260L99 261ZM178 264H181V263L178 261Z\"/></svg>",
    "mask_w": 264,
    "mask_h": 264
},
{
    "label": "snow or ice",
    "instance_id": "snow-or-ice-1",
    "mask_svg": "<svg viewBox=\"0 0 264 264\" xmlns=\"http://www.w3.org/2000/svg\"><path fill=\"white\" fill-rule=\"evenodd\" d=\"M61 0H33V7L29 9L32 18L25 21L24 31L28 35L40 36V33L36 32L33 24H41L45 21L54 28L64 29L67 25L63 22V14L61 12V18L55 19L54 13L59 12V4ZM123 6H128V0H123ZM48 7L51 9V12L47 15L44 13V9ZM51 39V38H49ZM45 42H48L47 40ZM53 44L56 43L55 40L51 41ZM24 43V41H21ZM22 55L26 58L31 59L33 56L36 58L37 67L33 68L29 66L26 70L23 67H18L15 73L11 71L5 77L12 81L13 84L22 82L25 85H31L33 89L32 101L28 105L29 112L28 115L37 114L41 109H50L53 112H58V98L57 93L61 87V84L58 83V78L60 76L59 67L55 66V53L47 52L45 53L41 48L37 46H32L31 50H25ZM47 59H44V57ZM41 86L44 89L42 90ZM19 91V90H17ZM52 116L49 117V120H53ZM56 140L51 141L52 145H55ZM54 155L59 156L62 153L56 152ZM259 179H264V177H258ZM248 189L246 185L242 186L241 194H247Z\"/></svg>",
    "mask_w": 264,
    "mask_h": 264
},
{
    "label": "clouds",
    "instance_id": "clouds-1",
    "mask_svg": "<svg viewBox=\"0 0 264 264\" xmlns=\"http://www.w3.org/2000/svg\"><path fill=\"white\" fill-rule=\"evenodd\" d=\"M15 6L9 2V0H5V2L0 5V9H3L5 12H7L8 9L14 8ZM10 131L15 132L17 135H21L23 133V129L20 128L18 125H14L10 128ZM216 216V212L214 210H210L209 212V225L211 226L214 224L213 217ZM205 264H212L211 261H205Z\"/></svg>",
    "mask_w": 264,
    "mask_h": 264
}]
</instances>
